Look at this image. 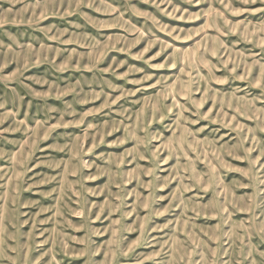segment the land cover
I'll return each mask as SVG.
<instances>
[{"label": "rangeland", "instance_id": "obj_1", "mask_svg": "<svg viewBox=\"0 0 264 264\" xmlns=\"http://www.w3.org/2000/svg\"><path fill=\"white\" fill-rule=\"evenodd\" d=\"M0 264H264V0H0Z\"/></svg>", "mask_w": 264, "mask_h": 264}]
</instances>
